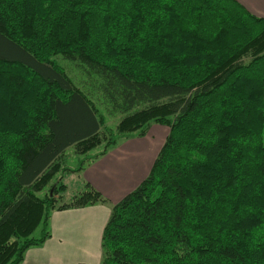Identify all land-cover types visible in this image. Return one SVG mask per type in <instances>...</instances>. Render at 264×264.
<instances>
[{"label": "trees", "instance_id": "obj_1", "mask_svg": "<svg viewBox=\"0 0 264 264\" xmlns=\"http://www.w3.org/2000/svg\"><path fill=\"white\" fill-rule=\"evenodd\" d=\"M154 123L168 133L111 206L99 264H264V17L237 0H0V264L44 242L53 209L107 202L88 182L49 193L67 148L98 156Z\"/></svg>", "mask_w": 264, "mask_h": 264}, {"label": "crops", "instance_id": "obj_2", "mask_svg": "<svg viewBox=\"0 0 264 264\" xmlns=\"http://www.w3.org/2000/svg\"><path fill=\"white\" fill-rule=\"evenodd\" d=\"M237 1L251 13L264 17V0ZM151 126V133L148 130L142 136L122 138L83 166V183L88 182L107 202L53 209L47 225L49 236L41 245L29 247L20 264H99L102 231L111 206L148 175L169 130L165 125L163 130Z\"/></svg>", "mask_w": 264, "mask_h": 264}, {"label": "rangeland", "instance_id": "obj_3", "mask_svg": "<svg viewBox=\"0 0 264 264\" xmlns=\"http://www.w3.org/2000/svg\"><path fill=\"white\" fill-rule=\"evenodd\" d=\"M57 61L61 66H63L65 68L67 73L72 75L73 80L75 82L78 80V78H80L82 80L84 79V76L80 73L81 67L78 65V63H75L73 61L65 59L61 56H58ZM117 123H118V115H107V114H105V125H107V127L114 128ZM152 125H156V126L160 127L159 128L160 130H163L165 128L164 125H160V124H152ZM153 129H154V126H151V128H149L150 133ZM150 135H152V134H150ZM157 136L159 137V139H161L160 134H158ZM119 141H121V138L119 139ZM101 149H103V145H100V146L96 147L95 149L94 148L91 149L85 155H77L73 151L72 147L67 148L65 150V157H64V162H63V165L65 168H67V170L60 169L55 174V176L53 177V179L50 182V184H52L51 188H50V184L47 185L46 188L42 192L39 193V195L42 196L46 190L48 191L49 188H50L49 193H52L51 190L54 187V185H56L54 183H56L57 181L60 180V181L67 184V188H66L65 192L63 193L62 201H64V202L68 201L69 197L73 193L78 192V190H80L83 187L82 186V184H83L82 179L83 178L81 176L82 173L80 171L79 172H72L71 170L78 167L81 163H84V165H85L87 162H89L91 160V158L94 155L99 153ZM57 196L58 195H56V197ZM103 197L106 198L105 196H103ZM47 230H48V228H47ZM41 231H42V225H39L35 229V231L32 233V236L35 238H39L41 236Z\"/></svg>", "mask_w": 264, "mask_h": 264}]
</instances>
